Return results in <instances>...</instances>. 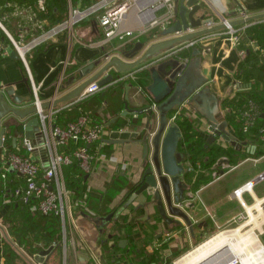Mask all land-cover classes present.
Wrapping results in <instances>:
<instances>
[{
    "label": "crops",
    "instance_id": "1",
    "mask_svg": "<svg viewBox=\"0 0 264 264\" xmlns=\"http://www.w3.org/2000/svg\"><path fill=\"white\" fill-rule=\"evenodd\" d=\"M70 1L68 0L67 12L58 13L56 22H49L55 24L51 28L66 19ZM97 1L90 0L87 6L79 1L74 6L84 9ZM199 1L202 9L195 15L196 18L206 16V18L213 19V26L221 25L225 19L230 22L243 20L241 12L247 17L264 14V0ZM159 5V0L148 2L147 10L152 13L151 17H138L137 10H134L121 25L119 36L110 41L105 39L98 15L89 17L70 30L58 33L53 39L29 54L31 77L22 61L13 57L15 52L13 46L8 40L4 41L5 53L0 58V87L12 85L16 95L21 100H26L15 104V107L22 110L33 107L36 100L33 87L36 86L37 98L41 104L52 103L51 107L44 110L50 126L52 124L63 128L68 122L86 114L93 120L104 122L105 129L100 140L92 145L95 161L93 170L86 176L85 181L87 189L91 192L90 214L87 210L84 212L74 209L73 224L67 223L66 229L63 228L62 221L59 223L53 218L36 217L32 222L18 223L19 238L11 234L10 224L5 222L6 215L12 214L19 218L24 209L17 202L7 199V195L17 186L14 184L8 187L7 180L18 184L22 180L12 171L8 172L6 183L2 178L3 187L8 190L1 189L2 181H0V190H5L2 194L0 191V264H40L36 260L39 253H33L38 247L43 248L41 251L53 247V251L43 258L41 264H141L146 258L151 259L150 264H178L187 253L199 250L206 245L207 243L204 245L201 243L210 238L215 229H221L240 221L248 212L247 208L263 211L264 181L256 185L252 193H246L242 200L234 195V191L264 174V167L246 175H235L234 171L246 162H254L259 166L264 161V155L257 156V154L264 151V142L255 136H245L233 129L226 116L230 133L242 145L234 147L222 138H217L215 144L222 146L224 151L232 154V156L223 155L218 160V162L221 159L230 161V164H223L222 169L225 171L223 175L218 176L219 169H221L218 162L205 168L203 162L197 160L196 150L191 152L186 147L181 149L180 143L179 151L183 156L186 169L190 166L196 168L193 172H187L185 179L189 186L187 195L190 198L187 205H194L191 209H187L192 221L190 226L183 219L171 215L169 211L168 218L164 219L154 204L143 209L138 201H135L129 209L117 217L119 210L130 199L132 187L138 185L143 176L146 160L142 141L148 137L152 145L157 131L155 123V129L151 135L148 133L147 115L141 112L154 105L148 87L147 91L140 93L138 89L140 85L135 81L137 75L143 71L149 74L148 69L145 68L146 64L124 74H115L116 70L112 68L107 74L114 75L115 82L103 88L99 94L87 98L81 96L76 101L54 106L53 103L57 99L65 96L80 84L81 72L86 67L100 62L101 65L92 70L87 78L97 73L105 63L106 54L113 58H123L124 53L133 50L137 43L141 42L146 45V49L139 53L136 58L139 59L151 45L174 38L175 35L166 37L163 35L171 24H168L165 19L169 13L168 8L159 10L157 9ZM32 13L31 6H21V3L15 0H0V23L14 37H17L20 32H26L31 39L46 31L43 28L49 27L48 21L39 22L33 18ZM251 24L254 23H244L234 27L241 34L239 45L231 43L229 36L225 33L227 31L225 28L196 40L194 47L186 48L188 44L185 43L164 54L167 60L182 57V61H187V66H189L197 58L194 51L199 50L200 71L206 79L204 87L210 89L219 101L218 120L222 119L219 114L223 101L240 89L245 90L251 87L249 85V88H244L245 85L237 80L240 65L248 54V49L255 48V45L245 35L246 28ZM0 29H2L1 26ZM127 33H132V35L126 36ZM120 35L124 38L121 39ZM24 80L27 82L24 83ZM151 82L150 76V84ZM127 84L130 86L127 103L129 113L125 115ZM120 85L123 89L117 88ZM236 86L239 90H236ZM114 87L117 89L108 93L110 102L105 100L99 104L100 99L104 98V93ZM6 98L9 104L13 105V101L7 95ZM122 98L123 103L121 104ZM111 109L119 111L118 115L110 114ZM182 109L184 116L188 113V117L198 118L194 124V140H207L211 134L207 132L206 119L187 103ZM177 111L178 108L175 109V113ZM157 116L159 113L155 111V117ZM30 118H38V115L34 114ZM181 118L182 116H179L177 121ZM138 120H142L141 125L137 122ZM25 123L18 117L10 115L0 124V132L3 128L7 129L6 138L11 140L13 148L17 151L21 148L22 138L25 136ZM21 125H23V131L18 135V144L15 145L14 132ZM6 144L0 149V173L2 174L4 172L3 159L7 152ZM153 151L151 148L150 155ZM33 157L36 162L46 164L49 152L43 149L35 152ZM194 159H196L195 164ZM198 163L201 164L200 169L197 168ZM112 212L114 213L109 214ZM109 216H112L111 220H103ZM130 239L134 242H130ZM45 244L50 247L45 248ZM142 252L146 254L145 257L141 256ZM17 255L18 259L13 260V257ZM227 259L224 263L228 261Z\"/></svg>",
    "mask_w": 264,
    "mask_h": 264
},
{
    "label": "water",
    "instance_id": "2",
    "mask_svg": "<svg viewBox=\"0 0 264 264\" xmlns=\"http://www.w3.org/2000/svg\"><path fill=\"white\" fill-rule=\"evenodd\" d=\"M173 11L171 15L166 16L167 23L171 24L163 35H175L148 47L145 54L136 59L140 52L146 49L144 43H137L135 48L123 54V58L104 56V65L97 73L87 78L88 75L101 63L90 65L81 72L80 84L65 96L57 99L54 106L63 103H69L78 100L84 91L92 83H97L101 88H106L115 82L114 75H108L110 69L115 68V74H124L132 72L139 66L146 64L145 68L151 76V84L148 86V92L154 102L153 106L147 107L141 112L147 115L146 129L151 135L157 124V131L154 135L152 145L148 141V137L142 141L144 147V159L146 164L143 169V176L137 189L132 193L130 199L119 210L117 217L125 212L129 207L138 201L141 208L149 207L154 204L157 206L159 213L164 219L168 218V211L174 217L183 219L188 226L192 221L188 215L187 209H191L194 205H187L190 198L187 195L189 186L186 183L187 169L182 154L180 153V143L182 140V131L176 122L170 120L171 114L176 108L183 107L186 103L192 109L198 111L207 121V125L213 131L208 136L207 144L213 145L217 142V138H222L234 147H240L242 144L230 133L228 122L222 118L217 119L219 113V101L213 95L210 89L204 87L206 79L201 75L199 50L194 51L197 56L195 61L187 66L180 58L166 59L165 52L175 48L178 45L190 44L196 40L212 35L215 32L224 30L225 25H215L214 20L206 18H196V14L202 9L199 0H174ZM166 5L162 4L159 9H166ZM264 21V14L254 17H248L244 20L230 22L232 27H236L244 23H256ZM193 32H190V31ZM13 57L18 59V55L14 52ZM87 78V79H85ZM24 83L27 81L24 80ZM130 86L126 85L125 105L127 115L129 109L127 103L129 101ZM9 97L13 105L7 101ZM16 95L12 85L0 87V124L10 115H14L25 121L24 132L25 137L31 139L34 145L42 140L41 127L42 123L39 118H30L37 114V107H29L22 110L15 107V104L25 102ZM41 105L42 110L51 107ZM155 111L159 116L155 117ZM30 118V119H29ZM7 136V129L3 128L0 132V149L3 148ZM14 144H18V138L13 140ZM151 148L154 150L150 155ZM223 164H230L228 159H221L218 162V176L225 173L222 169ZM187 207V208H186ZM112 216L103 220H111ZM180 224V223H178ZM53 251V247L41 251L36 260L41 264L43 258ZM216 255H211L204 261L197 264H212ZM41 258V259H40Z\"/></svg>",
    "mask_w": 264,
    "mask_h": 264
},
{
    "label": "built area",
    "instance_id": "3",
    "mask_svg": "<svg viewBox=\"0 0 264 264\" xmlns=\"http://www.w3.org/2000/svg\"><path fill=\"white\" fill-rule=\"evenodd\" d=\"M149 1L155 0H98L97 3L84 9L75 7L70 1L69 12L64 21L31 39H29L26 32H20L17 37H14L1 23L0 26L31 77L28 62L29 54L40 45L53 39L58 33L70 30L89 17L98 15L105 39L110 41L119 36L121 25L134 10H137L138 17L152 16V13L147 10ZM173 1L159 0V8L162 4L168 8L169 13L166 16L171 15L173 11ZM37 5L40 11H46V0H38ZM241 14L243 20L248 18L245 13L241 12ZM222 24L227 29L225 33L229 36L231 43L239 45L241 43L240 31L232 27L229 20H223ZM131 35L132 33L126 34V36ZM120 38L123 39L124 36L120 35ZM4 41V39H0V58L5 53ZM194 45L195 42L190 43L186 48L194 47ZM184 63L187 64L188 62L184 61ZM235 88L239 90V87L236 86ZM138 89L140 93L146 91L142 86ZM102 90L103 88L95 82L89 85L81 96L85 98L91 97L99 94ZM33 91L36 95L34 105L38 109L37 115L42 123V140L37 145H34L31 139L24 136L21 148L17 153L7 151L3 159L4 172L2 178L6 181L9 171L19 175L22 181L20 185L9 193L11 200L13 199L27 206L32 213H40L44 216H59L63 228L66 229L67 223L73 224V212L79 204L74 203L72 195L66 186L63 168L72 164L73 160L76 159L84 173L90 174L95 161L91 147L100 140L105 126L92 124L88 115L80 116L77 120L68 123L65 128L52 124L50 126L47 122L48 116L42 110V104L37 98L38 89L36 86L33 87ZM182 108L184 106L178 108L176 113L171 114L170 120L172 122H176L179 116L183 115ZM236 113L239 131L245 136H255L264 142L263 106L249 99L237 108ZM207 132L213 134L209 126ZM71 144L76 146L74 150L61 152L60 148L69 147ZM43 149L49 152V159L46 164L36 162L33 157L35 152ZM197 168H201L200 163L197 164ZM195 169L194 166H190L187 168V172H193ZM263 181L264 174H261L255 180L247 182L234 191V195L242 200L246 193H252L254 187ZM94 258L98 263L97 257L95 256Z\"/></svg>",
    "mask_w": 264,
    "mask_h": 264
},
{
    "label": "trees",
    "instance_id": "4",
    "mask_svg": "<svg viewBox=\"0 0 264 264\" xmlns=\"http://www.w3.org/2000/svg\"><path fill=\"white\" fill-rule=\"evenodd\" d=\"M15 1L20 2L21 6H31L33 12L32 14H34V17H37L36 18L37 21L40 20L39 22L45 20L56 22L57 20L56 15L58 13H65L68 10V0H46L47 7H46V11L44 12L40 11L39 8L36 6L38 4V0H15ZM71 1L73 5H76L79 1H81L84 6H87L90 2V0H71ZM245 35L255 45V48L253 47L248 49V54L246 55L244 61L240 65V73L238 74L237 80H239L242 83V85L243 84L245 85L244 88L246 87L249 88V85L251 87L250 89L246 88L245 90L237 91L233 96H229L223 101V106L227 116V120L229 121L231 127L238 131H239L238 129L239 124L237 121L236 110L239 106H241L245 101L251 99L261 104L264 109V21L251 24L249 27L246 28ZM0 39L8 40L2 29H0ZM188 56L190 57V54ZM180 58L182 59V57ZM135 81L138 85L142 86L147 91V87L150 84V75L146 71H143L142 73L137 75ZM117 88L123 89V86L120 85ZM117 88L114 87L107 90L104 93V98L100 99L99 104H101V102H104L105 100H108V102H110L108 93L114 92ZM122 103H123V98L121 99V104ZM112 104L113 103L111 102V106ZM118 112L119 111H114L112 109L109 111V113L112 115H118ZM82 115H86V114H82ZM78 118L72 120L71 122L77 120ZM89 118L91 119L92 124H102L105 126V123L102 122L101 120H93L91 116H89ZM197 119L182 115V118L176 122L183 133V140L181 141V149L182 147L184 149L186 147L188 150H191V152H193V150H196L195 156L196 158L198 157L197 160H201L203 162L205 168H209L214 164H216L220 159V157L223 155L232 156L230 152L224 151L223 150L224 148L222 146H217L216 144L208 145L206 139H199L198 141L194 140L195 133L193 131H194V124L197 122ZM137 122L140 125L142 124V120H138ZM22 131H23V125L15 129L14 137L18 138V135ZM6 142L8 144H6ZM5 144H6L5 147L7 148L8 152H12V153L18 152L16 149L13 148L10 139L6 138ZM75 148L76 146L74 144H71L69 147L60 148V150L61 152L72 151ZM91 151L93 153V147H91ZM262 155H264V151L259 152L257 154V156H262ZM193 163L194 164L196 163V159L193 160ZM63 175L66 182V186L72 195V199L74 203L79 204L77 210L79 211L82 210L84 212H86L87 210V212L89 213L91 192L86 187L85 181L87 174L84 173V171L80 168L76 159L73 160L72 164L65 166L63 168ZM2 180H3L2 173H0V181ZM3 181L6 183L5 180ZM3 181L1 182L2 184L1 189H5V187H3ZM7 181H8V187L14 184L17 186L21 184V182L18 184L17 182H12V181L10 182V180ZM137 186L138 185L132 187V190L130 192L131 195L137 189ZM6 189L8 190V188ZM5 190L2 191L0 190L1 194L4 193ZM7 196H8L7 199L11 200L10 195ZM12 201L17 202L18 204H20V206L22 205L24 209V212L20 215L19 218L17 216H13L12 214H8L5 217V222L10 224L11 234L17 236V238H19L18 232H20V230L17 229L18 228L17 225L22 221L28 223L34 221L36 217L38 218L40 217V218H53L59 221V223H61L60 222L61 219L59 216L56 215L44 216L41 215L40 213H32L27 206H24L22 203L15 201L13 199L11 200V202ZM113 213L114 212L109 214H113ZM132 239H130V242L131 241L134 242V240ZM45 246H46L45 248L50 247L48 244L47 245L45 244ZM42 249L43 248L38 247L34 249L33 253H40ZM141 256L145 257L146 254L142 252ZM17 257L19 256L18 255L14 256L13 260L18 259ZM150 263H151V259L148 260V258H146L145 261L142 262L141 264H150Z\"/></svg>",
    "mask_w": 264,
    "mask_h": 264
},
{
    "label": "bare ground",
    "instance_id": "5",
    "mask_svg": "<svg viewBox=\"0 0 264 264\" xmlns=\"http://www.w3.org/2000/svg\"><path fill=\"white\" fill-rule=\"evenodd\" d=\"M260 207V206H259ZM259 211V215L261 216L262 212ZM248 212L251 217V221L258 222V216H254L252 209L249 207ZM223 234V233H222ZM257 238L251 240V238L246 237L242 234V229L234 230L230 235H220L218 239L214 238L212 241L201 247L199 250H195L181 259L178 264H195L202 262V260L208 258L213 255L218 249L227 246L230 249V259L224 264H234L236 261L240 264H257L256 259L248 250V245L255 243ZM261 257L264 255V251L261 249ZM194 253V254H193ZM250 253V254H249ZM193 254V255H192ZM192 255L191 257H189ZM189 257L188 259H185ZM229 258V257H228ZM231 261V262H230ZM177 263V262H176Z\"/></svg>",
    "mask_w": 264,
    "mask_h": 264
},
{
    "label": "rangeland",
    "instance_id": "6",
    "mask_svg": "<svg viewBox=\"0 0 264 264\" xmlns=\"http://www.w3.org/2000/svg\"><path fill=\"white\" fill-rule=\"evenodd\" d=\"M33 18H37L34 17ZM40 21V20H38ZM50 21L47 22V25L51 28L52 26H54L55 24H50ZM34 27V26H33ZM49 27L45 26L43 28V30H47L49 29ZM223 106V105H222ZM221 106V110H220V114L219 117H222L226 120V114H225V110H224V106ZM264 167V161H262L259 166L257 163L254 162H246L244 163L242 166H240L238 169H236L234 171L235 175H246L250 172L256 171L258 170V168H262ZM248 209V208H247ZM252 212L254 214V216H258V221L259 224H261V220L263 219L262 216L259 215V211H256V209H252ZM264 215V211L262 212ZM250 214L249 212H247L246 214H244V217L240 220L237 221L235 223H233L232 225H229L227 227H223L221 229H215L214 232L211 234L210 238L205 239L201 244H206L209 243L210 241H212L216 235L220 234L223 231H229V230H237V229H242V234L245 235L248 238L254 239L257 238V240L255 241V243L253 244H249L248 245V250H250V253L254 256V258L256 259V263L257 264H264V255H262L261 257V249L264 251V242L262 240V233L264 232V228H261L257 222H253V220H250ZM201 247V246H200ZM199 248V247H198ZM249 253V254H250ZM189 253H187L188 255ZM185 255V256H187ZM204 261V260H202ZM201 262V261H200ZM235 264H240V263H235Z\"/></svg>",
    "mask_w": 264,
    "mask_h": 264
},
{
    "label": "flooded vegetation",
    "instance_id": "7",
    "mask_svg": "<svg viewBox=\"0 0 264 264\" xmlns=\"http://www.w3.org/2000/svg\"><path fill=\"white\" fill-rule=\"evenodd\" d=\"M226 142V141H225ZM215 154H218V153H215ZM263 211H264V208H263ZM261 211V212H263ZM262 216V220H261V224H259V222H257V224L261 227V228H264V215L263 213L261 214ZM244 228V227H243ZM242 228V229H243ZM233 231L232 230H229V231H223L221 232L220 234L216 235L215 238L218 239L220 235H230ZM223 233V234H222ZM262 240L264 242V232L262 233ZM213 255H216L215 257V260L213 261L212 264H222L225 262V260L230 257L231 253H230V249L227 247V246H224L220 249H218ZM226 258V259H225ZM235 263H238L237 261ZM234 263V264H235Z\"/></svg>",
    "mask_w": 264,
    "mask_h": 264
}]
</instances>
